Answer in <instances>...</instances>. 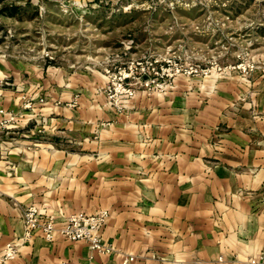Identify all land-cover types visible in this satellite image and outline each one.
Segmentation results:
<instances>
[{"label": "crops", "instance_id": "0c3cea01", "mask_svg": "<svg viewBox=\"0 0 264 264\" xmlns=\"http://www.w3.org/2000/svg\"><path fill=\"white\" fill-rule=\"evenodd\" d=\"M54 80L59 100L34 113L38 140L23 130L32 113L0 129V256L17 242L11 264H245L264 248V130L250 113L186 83L115 109L84 94L88 83ZM32 204L57 223L106 209L99 234L114 252L39 231L22 239L21 209Z\"/></svg>", "mask_w": 264, "mask_h": 264}, {"label": "rangeland", "instance_id": "374dc122", "mask_svg": "<svg viewBox=\"0 0 264 264\" xmlns=\"http://www.w3.org/2000/svg\"><path fill=\"white\" fill-rule=\"evenodd\" d=\"M65 74L115 109L186 83L230 113H250L259 134L264 0H0V129H19L32 113L23 130L38 140L34 113L59 100L54 77Z\"/></svg>", "mask_w": 264, "mask_h": 264}, {"label": "built area", "instance_id": "2783aa9c", "mask_svg": "<svg viewBox=\"0 0 264 264\" xmlns=\"http://www.w3.org/2000/svg\"><path fill=\"white\" fill-rule=\"evenodd\" d=\"M123 92L126 91L131 95L130 89H126L122 82L118 83ZM117 108H120L118 105ZM9 115V113H7ZM12 119V117L9 115ZM10 119H6L9 121ZM20 219L22 220V239L28 240L33 232L39 231L43 238L51 242L56 237H62L71 241H86L88 248L92 253L108 254L112 253L113 248L102 241L99 229L108 219V211L102 209L96 213L87 214L83 212L72 213L65 217L62 223H57L52 214L45 213L42 209L32 204L21 210ZM18 244L9 242L5 245L1 257H15ZM2 264L4 258L0 259ZM219 262L222 264V260ZM51 264H65L63 262ZM245 264H264V248L255 256L245 260Z\"/></svg>", "mask_w": 264, "mask_h": 264}]
</instances>
